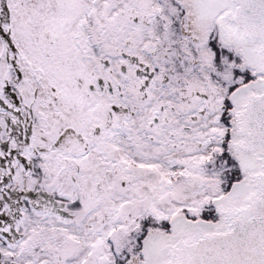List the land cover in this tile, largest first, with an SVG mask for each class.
<instances>
[{"label":"snow or ice","instance_id":"1","mask_svg":"<svg viewBox=\"0 0 264 264\" xmlns=\"http://www.w3.org/2000/svg\"><path fill=\"white\" fill-rule=\"evenodd\" d=\"M0 264H264V0H0Z\"/></svg>","mask_w":264,"mask_h":264}]
</instances>
